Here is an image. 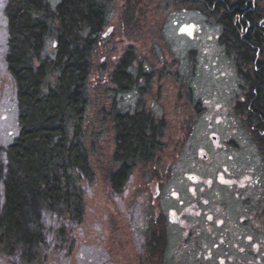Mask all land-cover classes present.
I'll return each mask as SVG.
<instances>
[{
    "label": "rangeland",
    "instance_id": "obj_1",
    "mask_svg": "<svg viewBox=\"0 0 264 264\" xmlns=\"http://www.w3.org/2000/svg\"><path fill=\"white\" fill-rule=\"evenodd\" d=\"M61 1L47 0L52 9ZM251 1L260 25L264 0ZM109 5L90 83L94 175L85 190L83 222L71 234L73 251H62L57 263L264 264V216L244 226L238 221L242 201L235 200L241 182L255 179L256 188L264 186L263 159L246 122L248 104H239L240 86L254 76L248 60L235 52L236 42L230 43L224 11L171 0H144L132 12L123 0ZM7 37L0 5L1 141L18 131ZM55 46L49 39L44 55L55 57ZM127 54L133 82L122 92L112 76ZM258 58L264 62V49ZM115 113L143 117L153 135L150 152L126 164V182L118 190L109 182L121 167ZM53 258L37 264H52Z\"/></svg>",
    "mask_w": 264,
    "mask_h": 264
},
{
    "label": "trees",
    "instance_id": "obj_2",
    "mask_svg": "<svg viewBox=\"0 0 264 264\" xmlns=\"http://www.w3.org/2000/svg\"><path fill=\"white\" fill-rule=\"evenodd\" d=\"M0 1L8 31L5 60L15 83L18 111L16 136L0 140V259L37 264L53 256L52 264H60V253L73 251L68 248L71 234L83 222L85 190L94 175L89 154L94 136L90 83L93 56L102 43L112 0H62L56 9L47 0ZM123 1L132 12L144 0ZM171 1L206 4L210 10L217 4L214 7L224 11L226 33L234 36L230 40L236 42L235 52L254 64L260 40L249 35L262 28L254 21L257 12L251 0ZM52 38L55 57L45 56ZM132 59L127 54L113 73L118 91L133 82L128 72ZM252 76L264 83V70L253 71ZM253 89L258 92L250 95L254 100L249 115H264V84ZM246 122L249 128L264 129V123L253 117ZM113 123L121 167L109 182L118 190L126 182V164L150 152L153 135L148 136L151 127L140 116L115 113Z\"/></svg>",
    "mask_w": 264,
    "mask_h": 264
},
{
    "label": "flooded vegetation",
    "instance_id": "obj_3",
    "mask_svg": "<svg viewBox=\"0 0 264 264\" xmlns=\"http://www.w3.org/2000/svg\"><path fill=\"white\" fill-rule=\"evenodd\" d=\"M214 5L216 6L217 4H214ZM228 35L230 38H234V36L232 34H228ZM246 35L247 34H242L240 37H244ZM249 37L250 38H259V40H260V46L258 47L259 52H257V57L254 59V64L253 65L249 64V67H251L252 71L264 70V63H260V66L257 65V63L260 61L258 56L261 52H263V49H264L263 34L253 32L252 34L249 35ZM226 43H227V41H226ZM243 83L245 86H240V88H242V97H241L239 104L241 105V103H247L248 104L247 109L250 110V109H252L250 104H251L252 100H254V98H252L250 95H255V93L258 92L256 89H253V87L256 85L264 84V83H260V82L254 81V80L243 81ZM249 113L250 112L248 111V113L246 114V120L247 121L249 118L252 119V117H253L254 119H258L259 122L264 123V115H261L258 113H252L251 115H249ZM237 114H241L238 109H237ZM125 115L132 116V115H128L126 113H125ZM258 124H260V123H258ZM248 129L250 131V137H251V140L253 143L252 147L256 150L258 156L261 159H263L262 164H264V129H259L258 131L255 130L254 127L253 128L250 127ZM263 175H264V173H263ZM246 178L247 177H245V180H246ZM248 180L249 181H244V182H241V180H240V182H241L240 186L238 188H236L237 194H236V199H235L237 202L240 199L242 201L243 210L238 215V221H239V223L244 224V226H247V225L249 226V223L250 224L251 223L256 224L258 221H260V216H264V186H262V183H260L259 187L256 188L255 179L254 180L248 179ZM250 183H252V184H250ZM229 184H231V183H227V185H229ZM230 186H233V185H230ZM258 189H259V192H258ZM241 209H239V210H241ZM231 212H234V211L231 210ZM235 216L236 215H233L232 217L234 218ZM245 223H248V224H245ZM161 228H163V226H161ZM161 232L162 233L156 237L157 242L161 241L160 238H163V231H161Z\"/></svg>",
    "mask_w": 264,
    "mask_h": 264
},
{
    "label": "water",
    "instance_id": "obj_4",
    "mask_svg": "<svg viewBox=\"0 0 264 264\" xmlns=\"http://www.w3.org/2000/svg\"><path fill=\"white\" fill-rule=\"evenodd\" d=\"M261 26L264 27V22L261 23Z\"/></svg>",
    "mask_w": 264,
    "mask_h": 264
}]
</instances>
